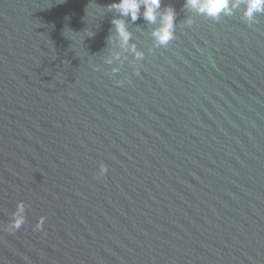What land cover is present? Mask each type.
I'll return each instance as SVG.
<instances>
[{
  "label": "water",
  "instance_id": "95a60500",
  "mask_svg": "<svg viewBox=\"0 0 264 264\" xmlns=\"http://www.w3.org/2000/svg\"><path fill=\"white\" fill-rule=\"evenodd\" d=\"M113 2L0 0V264H264V14L162 0L156 47Z\"/></svg>",
  "mask_w": 264,
  "mask_h": 264
},
{
  "label": "clouds",
  "instance_id": "9594fccd",
  "mask_svg": "<svg viewBox=\"0 0 264 264\" xmlns=\"http://www.w3.org/2000/svg\"><path fill=\"white\" fill-rule=\"evenodd\" d=\"M161 3L162 0H114L109 7L116 9L120 13V17H130L133 22L139 18L141 8H143V18L152 23L157 21V14L159 13L160 24L152 30V36L156 47H167L169 42L175 39L176 11L173 7L166 6L161 12ZM184 7L189 10H195L196 13L213 21H219L222 16H232L233 9L242 7L241 19L249 26L258 22V14H264V0H185ZM193 22L191 17H187L184 21L187 25H192ZM112 24L115 27V35L119 38L120 46L126 52H131L132 54V59L129 60V63L133 65V70L139 74V62L144 58L145 53L139 50L134 42L130 43L132 41V33L122 18L114 17ZM108 40L111 41L112 36H109ZM113 60L121 61V53H112L106 59V63L113 64ZM123 60H128V57L124 56ZM111 71L113 73L118 72L119 67L114 66ZM117 83H123V81H117ZM107 171L108 165L101 162L98 175L103 176ZM25 212V202L23 200L18 201L15 210L11 214L12 219L7 226L8 231L14 232L21 228L25 223ZM45 219L46 217L44 216L39 217L35 224L36 230L43 228Z\"/></svg>",
  "mask_w": 264,
  "mask_h": 264
}]
</instances>
